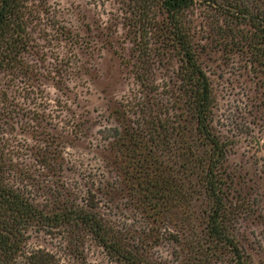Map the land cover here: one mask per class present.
<instances>
[{
	"label": "trees",
	"instance_id": "obj_1",
	"mask_svg": "<svg viewBox=\"0 0 264 264\" xmlns=\"http://www.w3.org/2000/svg\"><path fill=\"white\" fill-rule=\"evenodd\" d=\"M127 1L137 48L128 64L141 90L137 102L113 111L116 125L100 130L118 177L111 189L98 184L95 191L126 196L139 214L134 230L101 211L92 187L85 198L63 179L68 128L78 129L85 115L73 109L71 96H79L68 86L80 60L61 56L54 77L43 72L45 29L57 26V14L45 0H0V264H86L87 240L117 264H262L234 232L246 217L234 205L243 187L212 127L211 84L186 15L206 5L247 25L251 60L264 74V0ZM78 37L60 24L55 39L82 43ZM172 61L173 90L163 93L154 68ZM46 78L65 97L55 106L41 88ZM16 131L32 140L22 166L11 148ZM30 230L57 234L68 260L28 247ZM164 241L172 244L170 258L156 250Z\"/></svg>",
	"mask_w": 264,
	"mask_h": 264
},
{
	"label": "rangeland",
	"instance_id": "obj_2",
	"mask_svg": "<svg viewBox=\"0 0 264 264\" xmlns=\"http://www.w3.org/2000/svg\"><path fill=\"white\" fill-rule=\"evenodd\" d=\"M45 1L46 7L57 14V26L45 29L43 72L54 77L53 69L61 56L80 60L77 69L80 73L75 75L73 64L68 86L71 93L79 96L78 99L71 96L73 109L85 117L81 118L78 129L68 128L69 135H65L63 179L68 188H79L86 198L87 187L95 191L98 184H103L111 189V183L118 177L111 163L113 155L107 143H103L100 130L116 125L113 111L137 102L141 90L128 64L137 53L129 27L131 11L127 0ZM186 16L199 51V63L211 84L212 127L227 142L226 168L235 176L237 187H243V194L234 200V205L242 208L246 217L239 218L234 232L247 241L245 245L251 246V252L257 253V260L264 264V74L251 60L243 36L247 25L237 24L233 18L206 5L196 6ZM60 24H65L75 39L80 36L83 42L74 44L55 39ZM176 68L175 61L163 67L155 66L154 80L163 93L173 90L169 88L173 86ZM41 88L51 106L65 100L50 79H43ZM133 118L131 115L130 119ZM12 138L14 161L22 166L29 158L26 146L32 140L20 131ZM33 173L38 176L39 168H34ZM43 177V180L48 178ZM103 190L93 193L99 199L101 211L119 228L134 230L139 214L132 209L128 198L118 191L114 196L108 191L102 194ZM28 233V247L45 249L64 259L57 234L35 230ZM156 250L170 258L172 244L164 241ZM85 255L86 264H117L91 240L85 243Z\"/></svg>",
	"mask_w": 264,
	"mask_h": 264
}]
</instances>
